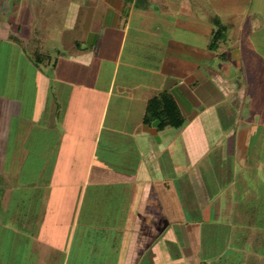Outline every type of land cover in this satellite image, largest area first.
Listing matches in <instances>:
<instances>
[{
    "label": "crops",
    "instance_id": "1",
    "mask_svg": "<svg viewBox=\"0 0 264 264\" xmlns=\"http://www.w3.org/2000/svg\"><path fill=\"white\" fill-rule=\"evenodd\" d=\"M168 228L264 264V0H0V264H158Z\"/></svg>",
    "mask_w": 264,
    "mask_h": 264
},
{
    "label": "rangeland",
    "instance_id": "2",
    "mask_svg": "<svg viewBox=\"0 0 264 264\" xmlns=\"http://www.w3.org/2000/svg\"><path fill=\"white\" fill-rule=\"evenodd\" d=\"M227 5L231 6L230 3L229 4L226 3V9H228ZM227 21L233 22L236 20H234V18H229V20ZM247 102L248 99L246 98L244 102L245 106H247ZM212 231L216 232L217 230L213 229ZM77 232L79 233V230H77ZM213 236H214L213 239L211 238L209 240H207V237H205L204 239L205 251L207 249L208 254L217 253L220 255L222 251L227 249L228 233L224 230L221 231L220 233H214ZM159 241H160V252L162 254V259L158 260L159 261L158 264H185L184 252L179 247V244L176 241L175 236L173 235L171 229L168 228L167 230L163 231L159 237ZM150 254H151L150 252H146L145 258H149ZM84 259L85 258H83V260ZM103 262H105V264H108L109 260H104ZM153 262L155 263V261ZM141 264H144V262H142Z\"/></svg>",
    "mask_w": 264,
    "mask_h": 264
},
{
    "label": "trees",
    "instance_id": "3",
    "mask_svg": "<svg viewBox=\"0 0 264 264\" xmlns=\"http://www.w3.org/2000/svg\"><path fill=\"white\" fill-rule=\"evenodd\" d=\"M216 33L217 34H215L213 37H212V41H215V40H217V38H220V37H222V34H220L219 35V32L218 31H216ZM160 114V115H159ZM150 117H158V116H160L161 118H162V120H160L161 121V126H164V125H167V124H171V121L170 120H167V116L164 114V116L163 115H161V113H157V114H155V115H149ZM173 123V122H172Z\"/></svg>",
    "mask_w": 264,
    "mask_h": 264
}]
</instances>
